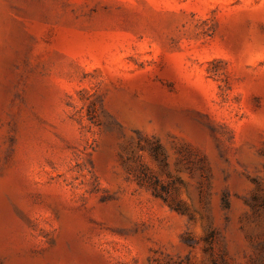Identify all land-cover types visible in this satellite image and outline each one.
<instances>
[{
  "label": "rangeland",
  "instance_id": "1",
  "mask_svg": "<svg viewBox=\"0 0 264 264\" xmlns=\"http://www.w3.org/2000/svg\"><path fill=\"white\" fill-rule=\"evenodd\" d=\"M0 264H264V0H0Z\"/></svg>",
  "mask_w": 264,
  "mask_h": 264
}]
</instances>
